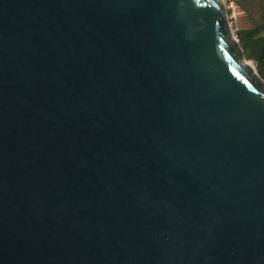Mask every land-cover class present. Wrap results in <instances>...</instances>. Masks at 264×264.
I'll use <instances>...</instances> for the list:
<instances>
[{
    "label": "water",
    "instance_id": "1",
    "mask_svg": "<svg viewBox=\"0 0 264 264\" xmlns=\"http://www.w3.org/2000/svg\"><path fill=\"white\" fill-rule=\"evenodd\" d=\"M225 0H0V264H264V78Z\"/></svg>",
    "mask_w": 264,
    "mask_h": 264
},
{
    "label": "rangeland",
    "instance_id": "2",
    "mask_svg": "<svg viewBox=\"0 0 264 264\" xmlns=\"http://www.w3.org/2000/svg\"><path fill=\"white\" fill-rule=\"evenodd\" d=\"M225 2L231 31L233 35H235L234 37L240 42L239 31L244 28L252 27L256 23L258 19L259 4L263 3L264 0H225ZM245 60L251 61L254 64L257 73L261 75L255 59L247 58L245 54Z\"/></svg>",
    "mask_w": 264,
    "mask_h": 264
},
{
    "label": "trees",
    "instance_id": "3",
    "mask_svg": "<svg viewBox=\"0 0 264 264\" xmlns=\"http://www.w3.org/2000/svg\"><path fill=\"white\" fill-rule=\"evenodd\" d=\"M259 5L256 23L241 29L239 37L247 58L255 59L259 73L264 78V2Z\"/></svg>",
    "mask_w": 264,
    "mask_h": 264
},
{
    "label": "bare ground",
    "instance_id": "4",
    "mask_svg": "<svg viewBox=\"0 0 264 264\" xmlns=\"http://www.w3.org/2000/svg\"><path fill=\"white\" fill-rule=\"evenodd\" d=\"M233 36H235V35H233ZM244 61H248V60H244ZM255 73H257V71L255 70Z\"/></svg>",
    "mask_w": 264,
    "mask_h": 264
}]
</instances>
